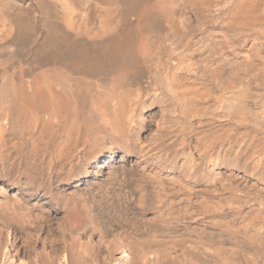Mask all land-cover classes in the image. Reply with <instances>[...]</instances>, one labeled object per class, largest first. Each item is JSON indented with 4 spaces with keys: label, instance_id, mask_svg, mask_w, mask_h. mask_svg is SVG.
Listing matches in <instances>:
<instances>
[{
    "label": "bare ground",
    "instance_id": "6f19581e",
    "mask_svg": "<svg viewBox=\"0 0 264 264\" xmlns=\"http://www.w3.org/2000/svg\"><path fill=\"white\" fill-rule=\"evenodd\" d=\"M15 130L113 136L152 190L70 195L54 227L7 178L0 264H264V0H0V149Z\"/></svg>",
    "mask_w": 264,
    "mask_h": 264
},
{
    "label": "rangeland",
    "instance_id": "374dc122",
    "mask_svg": "<svg viewBox=\"0 0 264 264\" xmlns=\"http://www.w3.org/2000/svg\"><path fill=\"white\" fill-rule=\"evenodd\" d=\"M23 134V131L20 130L10 132V134H8L7 138L5 139L6 144L0 149V183L7 180V178L12 179V177L16 175L20 176L23 182H34L29 185L30 189H32L33 191V194L31 196H25V201H22L20 206L16 205V208L14 207L16 211H19L21 209L20 212H27V214L30 215L31 219H33L37 215L39 216L43 214L46 218L49 217L50 225L52 224L51 226L54 225L55 227L57 224L62 225L64 222V215L62 211L64 207L63 199H66L70 195H72L76 198H85L90 201L91 199H93L91 202L94 203L95 199L91 196L97 197V199H99H96L97 201H95V203L97 205L95 204L94 208L98 209L97 206L102 205L103 202V204H105L107 200L114 201V196H117L118 192L121 191V188L117 185L118 181H125L126 179H135L133 180V182H138V185L134 188L131 186H125L128 189L124 187L122 188V190L127 189V192L132 190L131 193L133 194L136 190H145L148 194L147 197H151V193L149 194V191L151 192L152 189L149 187L146 188L148 184L147 186H144L145 189H143L144 187H142L143 182L148 183V181H150L151 175H143L140 172L137 173V170L135 168L130 169L129 166L131 164V157L127 158L126 162H120V150H117L115 146L111 148L103 145L104 142H112L114 144L115 137L113 136H107L105 139L97 138V145L91 149H84L82 147H79L78 149V147L74 146L73 144H62L67 140V136L62 137L61 140L57 137L58 139H55L56 144L54 146H39L37 148H33L28 138L22 137ZM70 139L73 141L75 138L74 136H71ZM79 141H81L80 138ZM59 144L61 145L58 146ZM112 164L114 166V168H112L114 172H112L110 177L113 182L110 181V177L105 174L109 170L108 167ZM102 165L103 172H100L99 168ZM127 171H130V174L127 173ZM134 172H136L137 174ZM122 174L124 175L121 176ZM128 174L132 177H130ZM134 174L138 176L134 177ZM124 176H126V178H123ZM93 181L98 183H96L95 185V183H92ZM48 183H51L53 185L52 187L55 197L50 203H43L47 199L44 197V191L42 190H44L43 188L45 184L47 185ZM112 183H115L116 186ZM105 184H108V186ZM110 184H112L114 188L112 185L109 187ZM115 188L118 190H116ZM9 189V195L16 192L14 187ZM93 189L94 191H92ZM105 189L107 192L105 191ZM87 190H89L91 194H89ZM91 191L94 192V194ZM127 192H125V194ZM131 193L129 194L131 195ZM83 194L86 196H84ZM103 194H106L105 197ZM34 195L37 196L35 197ZM88 195H90V197H88ZM126 195H128V193ZM24 205H26L27 208ZM22 206H24L23 209ZM27 209H30V211H27ZM102 210L103 209H99L101 213L103 212ZM54 227H52L53 230L55 229ZM41 243L42 242H40V244ZM38 248L40 247L38 246ZM105 253L106 252H104L103 250L102 252H100V254L102 255H104Z\"/></svg>",
    "mask_w": 264,
    "mask_h": 264
}]
</instances>
